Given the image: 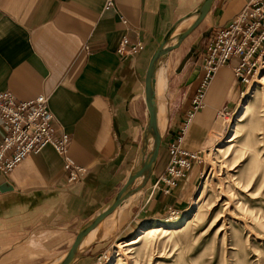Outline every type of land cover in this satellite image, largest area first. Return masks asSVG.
Returning a JSON list of instances; mask_svg holds the SVG:
<instances>
[{
	"label": "crops",
	"instance_id": "crops-1",
	"mask_svg": "<svg viewBox=\"0 0 264 264\" xmlns=\"http://www.w3.org/2000/svg\"><path fill=\"white\" fill-rule=\"evenodd\" d=\"M202 1L114 0L106 7L107 0H0V91H11L19 100L48 95L57 133L71 136L65 156L48 145L12 172L0 171V264L61 259L80 228L126 184L144 145L146 68L171 26ZM247 2L215 0L202 23L208 21L213 36ZM124 36L142 42V50L121 55L118 47ZM238 60L233 58L216 74L205 107L184 135L182 145L187 149L209 148L217 113L238 85L245 86L232 71ZM185 66H167L163 108L158 96L166 149L163 153L160 149L148 183L87 236L72 264H91L101 248L127 235L140 220L160 218L170 205L183 207L190 193L188 182L203 173L201 160H196L170 194L152 192L153 182L169 162L167 143L175 140L197 88L194 72L188 73ZM179 77L185 79L183 84ZM178 101L183 104L179 108ZM5 131L0 117V135ZM67 159L87 170L73 183L64 169Z\"/></svg>",
	"mask_w": 264,
	"mask_h": 264
},
{
	"label": "rangeland",
	"instance_id": "rangeland-1",
	"mask_svg": "<svg viewBox=\"0 0 264 264\" xmlns=\"http://www.w3.org/2000/svg\"><path fill=\"white\" fill-rule=\"evenodd\" d=\"M190 21L174 32L173 40L189 27ZM212 30L205 20L182 48L164 59L156 82L162 108L166 106L167 66L186 64L188 73L195 72ZM252 76L249 84L238 85L217 113L210 133L212 143L201 159L203 173L195 182H188L190 193L184 206L170 205L160 218L150 215L140 220L127 235L101 248L91 264H112L119 250L121 264H264V55ZM195 79L198 81V76ZM184 81L179 77L180 84ZM180 101L177 107L183 105ZM165 149L162 144V153ZM151 151L149 145L144 152L146 159ZM170 208L177 212L171 213ZM158 225L170 232L144 237L133 246H120ZM49 260L42 264L59 261Z\"/></svg>",
	"mask_w": 264,
	"mask_h": 264
},
{
	"label": "built area",
	"instance_id": "built-area-1",
	"mask_svg": "<svg viewBox=\"0 0 264 264\" xmlns=\"http://www.w3.org/2000/svg\"><path fill=\"white\" fill-rule=\"evenodd\" d=\"M114 5L107 0L106 7ZM124 23L127 20L121 16ZM140 41H132L124 36L118 47L121 55H134L142 50ZM264 55V0H248L246 6L233 17L231 22L211 37L205 47L198 70V84L186 111L184 120L175 140L167 143L169 162L165 172L152 184V192L161 190L170 194L187 176L193 162L201 160L203 152H195L182 145L196 113L205 106L207 91L218 71L238 62L232 67L233 74L242 83L249 84L255 74L258 62ZM0 117L6 131L0 135V171L8 174L32 154L52 146L59 154L67 155L71 136L62 131L57 133L53 123L54 114L50 108L48 95L42 94L31 100H19L11 91H0ZM64 169L68 172V182L73 183L87 173L81 167L66 160ZM171 213L176 209L170 208Z\"/></svg>",
	"mask_w": 264,
	"mask_h": 264
},
{
	"label": "water",
	"instance_id": "water-1",
	"mask_svg": "<svg viewBox=\"0 0 264 264\" xmlns=\"http://www.w3.org/2000/svg\"><path fill=\"white\" fill-rule=\"evenodd\" d=\"M214 2L215 0H203L194 11L178 19L168 30L164 39L152 55L144 74V94L147 106V127L144 135V145L140 158L130 173L126 184L117 192V194L105 207H103L97 214L91 217L80 228L74 243L66 252L62 260L56 264H72L78 254L79 248L87 236L95 228H97L106 217L113 213L125 200L141 191L148 183L158 161L163 139L160 128L159 104L157 97V67L162 61H164L166 57H168L174 50L178 49L181 44L192 35V33L206 18ZM193 15L197 16L195 21L182 34L172 41L173 29L178 24L186 21ZM197 76L198 70L194 72L193 79H195ZM149 145H152V151L151 155L148 157V159H146L144 152ZM138 179H140V182L135 185Z\"/></svg>",
	"mask_w": 264,
	"mask_h": 264
},
{
	"label": "bare ground",
	"instance_id": "bare-ground-1",
	"mask_svg": "<svg viewBox=\"0 0 264 264\" xmlns=\"http://www.w3.org/2000/svg\"><path fill=\"white\" fill-rule=\"evenodd\" d=\"M196 15H193V16H191L190 18L193 20L194 19V21H195V19H196ZM190 18H188V19H190ZM187 19V20H188ZM191 20V21H192ZM193 21V22H194ZM192 22V23H193ZM185 22H182V23H180V24H178L174 29H173V31H172V35H174V32L182 25V24H184ZM191 23V24H192ZM190 24V25H191ZM189 25V26H190ZM163 63H166V61L164 62V61H162L159 65H158V67H157V70H156V77H157V79L159 78V76H160V74H161V72H162V70H163V68H164V65H163ZM165 72V71H164ZM158 88H160V87H158ZM162 89V88H161ZM158 96V95H157ZM160 100V99H159ZM162 106V105H161ZM161 110V109H160ZM161 115V114H160ZM247 187V186H246ZM245 187V188H246ZM126 201V200H125ZM231 201V200H230ZM123 205V204H122ZM170 232V229L169 228H167V227H165V226H163V225H158V226H150L149 228H147V229H145V230H143L142 232H141V234H139L138 236H136L134 239H132V240H129V241H125V242H122L121 244H120V246L121 247H129V246H133V245H135V244H137V243H139V241H141L144 237H147V236H150V235H153V234H164V233H169ZM83 244V243H82ZM117 255H119L118 257H117V260L115 261V262H113L112 264H121V252H120V250H119V252H118V254ZM64 257V256H63ZM62 257V258H63ZM62 258L61 259H59V261H61L62 260ZM58 261V262H59ZM57 263V262H56ZM55 262H54V264H56Z\"/></svg>",
	"mask_w": 264,
	"mask_h": 264
}]
</instances>
